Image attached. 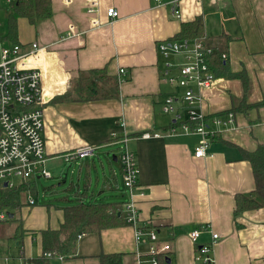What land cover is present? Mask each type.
<instances>
[{"label": "crops", "instance_id": "crops-1", "mask_svg": "<svg viewBox=\"0 0 264 264\" xmlns=\"http://www.w3.org/2000/svg\"><path fill=\"white\" fill-rule=\"evenodd\" d=\"M173 1L52 0L49 17L35 23L19 17L16 38L7 39L9 1L0 0V48L18 44L26 52L33 42L46 47L31 63L44 73L42 135L52 177L68 164L64 153L86 144L98 146L96 154L73 162L76 178L69 181L66 172L58 175L60 186L70 182L58 200L41 203L34 198L31 205L37 203L35 207L26 206L31 212L23 219L29 232L18 252L24 263L40 257L41 230L58 228L65 207L90 200L118 203L130 199L117 158L119 149H114L119 148V139L112 144V133H117L119 138L128 137L138 164V224L150 223L158 242L170 245L166 255L159 256L160 264H199L195 255L199 246L212 241V233L219 234L212 252L215 264H264V206L234 215L236 195L249 193L255 186L252 164L242 151H253L264 143V107L236 113L234 123L223 126L218 137L209 140L207 155L195 156L201 135L180 128L189 118L181 101L184 88L168 80L179 74L182 57L168 59L158 49L159 42L175 39L183 22L202 16L208 38L230 36L223 48H216L227 53L224 62L230 70L244 69L249 75L247 102L260 101L264 99V0H178L179 16L172 9ZM94 2L96 14H89ZM110 7L118 10V17L107 15ZM94 18L100 26L93 27ZM72 28L77 34L67 36ZM104 66L120 78L118 94L79 100L73 93L80 70ZM120 68H125V74H119ZM196 91L202 95L197 109L205 116L226 115L233 100L243 95L241 80L226 76H217L209 87ZM169 95L177 98L176 112L163 111ZM177 115L181 118L176 119ZM145 132L160 135L143 137ZM105 148H110L107 154L113 152L117 165L105 167L99 153ZM31 181L15 182V186L27 183L29 191ZM43 191L45 196L62 192L55 185ZM124 192L125 197H120ZM196 229L202 232L195 244L190 232ZM113 252L122 253V264H150L147 244L136 242L135 229L127 222L79 235L75 256L48 255L45 264H99L101 253Z\"/></svg>", "mask_w": 264, "mask_h": 264}, {"label": "built area", "instance_id": "built-area-1", "mask_svg": "<svg viewBox=\"0 0 264 264\" xmlns=\"http://www.w3.org/2000/svg\"><path fill=\"white\" fill-rule=\"evenodd\" d=\"M10 2V0H8ZM160 1V0H157ZM172 9L176 15H180L178 0L172 2ZM97 2L89 6L87 12L96 14ZM110 18L117 17L119 12L110 7L107 10ZM93 27L100 26L98 19L94 18ZM76 33L70 31L68 36ZM46 47L40 46L38 42L31 44V49L24 52L21 45L0 48V181L7 182L13 187L12 177H20L23 180L35 179L37 177L52 178V173L47 168L46 145L42 135L44 129V111L42 107V68H38L29 60L30 57H38L45 53ZM158 49L165 58L172 55H180L182 61L179 64V74L170 76L169 82L177 83L184 88L181 101L187 108L188 117L197 122L195 127L189 123H182L180 128L186 133H197L201 135V141L196 147L195 156L207 155V147L211 136L216 135L223 126L231 125L235 121V114L228 111L226 115L205 116L198 111L202 101V95L197 89L207 88L217 78L214 70L210 67V59L219 54L226 61L228 55L212 46L204 38H185L170 40L166 39L158 43ZM171 62L168 63V66ZM125 68L119 69V74H125ZM168 72V70L166 71ZM176 96L169 95L163 103L164 112H176L174 103ZM181 118L177 115L176 119ZM177 129L174 127L173 132ZM158 132L143 133V137L159 136ZM122 136V135H121ZM112 133V144L119 139V153L117 158L121 165L123 183L130 194V199L124 202L126 221L135 229L137 243L148 246L147 261L150 264H160L159 256L166 255L169 244L158 242L159 236L150 223L139 225V208L136 202V189L138 187V164L134 152L129 148L126 135ZM114 140V141H113ZM98 146L86 144L73 148L63 154L66 162H74L95 154ZM142 194V193H141ZM34 198H29L33 204ZM6 214L0 211V219ZM202 230L196 229L190 232L193 243L198 242ZM219 234L212 233V241L202 244L195 255L200 264H215L213 256V245ZM49 256L51 254H48ZM61 256V255H60ZM62 257V256H61ZM19 264H27L23 261Z\"/></svg>", "mask_w": 264, "mask_h": 264}, {"label": "trees", "instance_id": "trees-1", "mask_svg": "<svg viewBox=\"0 0 264 264\" xmlns=\"http://www.w3.org/2000/svg\"><path fill=\"white\" fill-rule=\"evenodd\" d=\"M51 13L52 0H10L7 9L9 31L6 38H16L19 17H26L30 22L35 23L38 19L49 17ZM173 38H204L212 46L223 48L229 41L230 36L219 35L208 38L203 17L198 15L190 21L183 22L181 29ZM210 67L217 76L237 77L241 80L242 98L239 101L234 99L232 108L228 111L236 114L246 112L252 107H264V99L253 103L247 102V95L250 91V77L246 70L233 72L227 62L216 56L210 59ZM120 81V78L109 74L106 66L83 72L80 70L79 77L74 82L73 94L76 93L75 95L81 101L112 98L120 90ZM185 122L189 123L191 127H195L197 124L189 118ZM172 124L176 125V122ZM215 137L218 136H211L210 140ZM242 155L244 159H248L252 164L255 186L249 193H238L236 195L235 217L244 211L264 206V143L259 144L253 151H242ZM28 187L27 183L10 187L5 185L4 182H0V210L4 207H21L23 205L22 193ZM123 205L124 202L104 203L90 200L65 207L63 221L58 228L41 230L42 254L38 258L30 260V264H45L48 254L61 255L62 257L75 256L79 235L127 222ZM99 258V264H122V253L120 252L101 253Z\"/></svg>", "mask_w": 264, "mask_h": 264}, {"label": "rangeland", "instance_id": "rangeland-1", "mask_svg": "<svg viewBox=\"0 0 264 264\" xmlns=\"http://www.w3.org/2000/svg\"><path fill=\"white\" fill-rule=\"evenodd\" d=\"M108 10V9H107ZM118 17V16H117ZM116 18V17H114ZM71 31H75V29ZM76 33V31H75ZM77 34V33H76ZM68 36V34H67ZM72 36V35H71ZM182 88V87H181ZM183 89V88H182ZM113 148V147H112ZM110 148H105L103 151H99L101 160L104 162L105 167H109L110 164H118L114 161L113 158V152L107 154V150ZM115 152L119 149L118 146L114 147ZM96 154V153H95ZM96 158V156H95ZM64 159V158H63ZM98 161V159H96ZM61 161V160H59ZM58 161V163H59ZM65 161V160H64ZM66 162V161H65ZM68 164H63L59 168V170H55L54 174L55 177L52 178H35V179H29L32 180L30 183L33 185V187L22 194V202L23 205L20 208H10V207H4L2 211L6 214L5 219H0V264H19L22 262V258L19 259L18 252H19V246H22L24 237L27 236L28 230H27V222L24 221L23 217L30 213L31 211L29 209H25L26 206H29L30 209H33L35 205H31L27 202V198H39V201L41 203H44V201H48V199L55 201L58 200L57 198L62 195V193H65L66 190H68L69 181L72 180V178H76L78 174L77 167L74 166L73 162H66ZM67 173L68 174V182L63 183L61 186L59 185L58 175L61 173ZM23 181L20 177H12L11 182H20ZM2 182V181H0ZM49 185H55L56 187L60 188L62 192L58 194H49L48 196L44 195V187ZM15 186V185H14ZM13 186V187H14ZM64 188V189H63ZM94 188V187H93ZM123 189V188H122ZM120 197H125L124 195H119ZM40 204V203H39ZM25 209V211H24ZM8 213H13L14 217L8 218ZM24 236V237H23ZM20 241V244L18 245V242ZM200 264V263H199Z\"/></svg>", "mask_w": 264, "mask_h": 264}, {"label": "bare ground", "instance_id": "bare-ground-1", "mask_svg": "<svg viewBox=\"0 0 264 264\" xmlns=\"http://www.w3.org/2000/svg\"><path fill=\"white\" fill-rule=\"evenodd\" d=\"M170 40H175V39H170ZM37 58H40V55ZM37 58L36 57H30L28 61L33 62V60H35Z\"/></svg>", "mask_w": 264, "mask_h": 264}, {"label": "water", "instance_id": "water-1", "mask_svg": "<svg viewBox=\"0 0 264 264\" xmlns=\"http://www.w3.org/2000/svg\"><path fill=\"white\" fill-rule=\"evenodd\" d=\"M5 185H7V182H5ZM7 215H8L10 218L13 217V213H8Z\"/></svg>", "mask_w": 264, "mask_h": 264}]
</instances>
